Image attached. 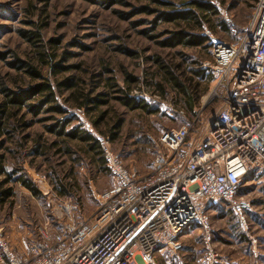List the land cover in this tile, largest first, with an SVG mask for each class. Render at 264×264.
Returning a JSON list of instances; mask_svg holds the SVG:
<instances>
[{"label": "rangeland", "instance_id": "obj_1", "mask_svg": "<svg viewBox=\"0 0 264 264\" xmlns=\"http://www.w3.org/2000/svg\"><path fill=\"white\" fill-rule=\"evenodd\" d=\"M110 1L106 4V1L97 0H0V110H6L5 118L0 116V159L5 172L14 174L6 183L7 178L0 175V191H11L10 197H0V239L14 248L20 249L30 239H36L40 227L52 219L53 203L57 201L52 203V195L44 194V185L51 186L58 198L67 199L78 219L91 217L97 209V196L112 185L100 156L89 152L87 145L72 141L67 145L70 153L59 152L64 151L61 139L46 129L54 123L45 120L50 119V115L34 116L27 107L17 109L6 105L11 95L35 83L27 74V67L36 69L56 89L58 82L71 83L70 89L60 87L59 92L56 90L58 102L66 110L80 114L74 117L71 127L88 126L92 135L107 138L115 133L111 148L124 165L139 174L146 172L155 155L148 137H156L163 130L192 121L199 112L203 116L193 127L194 138L204 137L207 123L220 106V100L212 94L214 76L205 66L212 61L209 49L161 48L155 40L147 38V32L143 34L150 29L149 22L155 16L146 15L141 9L144 6L158 9L156 6L148 0ZM163 1L177 5L181 0ZM198 1L210 3L217 13L211 17L214 28L204 23L201 31L206 28L217 39L233 42L235 37L220 10L228 5V14L238 29L249 22L258 0ZM165 30L174 28L160 25L155 30L161 35L157 41L168 37ZM37 32L38 42L25 37ZM156 57L179 79L189 78L191 71L211 75L212 80L206 84L195 80L199 84V95L191 109L181 94L164 81L163 69L153 61ZM55 64L67 69L54 72L57 71V68L52 69ZM126 74L138 79L129 96L142 100L150 109H155V113L129 110L120 103L122 94L108 88L110 79L119 88H125ZM157 86L163 90H155ZM84 95L103 103L88 115L78 107ZM170 104L183 109L184 116L169 118L165 105ZM93 121H97V127L92 125ZM35 146L43 147L44 152L39 154ZM36 174L44 175L46 183L36 182ZM18 175L30 181L38 194H31L16 182L14 179ZM61 182L71 183L72 192L59 195L55 186ZM247 194L255 201V213L247 215V233L239 230L237 217L228 205L224 204L210 215L214 246L227 264L237 261L238 264H254L250 260L253 258L251 238L256 240L257 247L259 245L256 253L264 255L262 182L255 180ZM194 230V236L182 239V249L176 255L156 254L154 264H202L201 236L198 229ZM236 238L241 240L238 245L231 242ZM220 243L225 249L220 248ZM262 263L260 259L258 264Z\"/></svg>", "mask_w": 264, "mask_h": 264}, {"label": "built area", "instance_id": "obj_2", "mask_svg": "<svg viewBox=\"0 0 264 264\" xmlns=\"http://www.w3.org/2000/svg\"><path fill=\"white\" fill-rule=\"evenodd\" d=\"M227 8L220 12L233 42L206 28L200 33L212 59L205 65L215 79L212 94L220 100L204 137L195 139L193 131L202 112L148 137L155 155L139 174L124 165L109 138L95 135L112 185L97 196L94 214L78 219L69 201L44 185V194L57 201L52 219L20 249L0 239V264H154L156 254L176 255L194 228L201 236L200 262L227 264L214 246L210 215L228 205L247 233V215L255 213L247 192L255 180L264 186V0L238 29ZM165 108L171 119L185 114L171 104ZM72 116L80 114L67 111L64 118ZM83 130L90 133L88 126ZM35 180L46 183L44 175Z\"/></svg>", "mask_w": 264, "mask_h": 264}, {"label": "trees", "instance_id": "obj_3", "mask_svg": "<svg viewBox=\"0 0 264 264\" xmlns=\"http://www.w3.org/2000/svg\"><path fill=\"white\" fill-rule=\"evenodd\" d=\"M106 1V4H110V0H97V2ZM150 4H153L158 9H151L148 6H144L141 10L146 15L155 16L152 21L149 22L150 29L143 31L144 33H148L147 38L155 40V44L161 48H170L175 49L177 47H181L184 49H192V48H204L209 49V46L206 44V39L200 36V32L202 25L207 23L210 28H214L213 22L211 23V17L216 16V11L214 7L207 2H201L198 0L186 1L181 0L180 3L175 5V3H171L170 1H163V0H148ZM257 1V0H251ZM118 1H114L117 3ZM160 25H167L174 28V30H165L164 34L168 37L165 40H156L161 35L160 33H156L155 30ZM221 28L224 27L221 26ZM24 34V33H23ZM163 34V35H164ZM28 40L33 39L38 42L37 38L39 37L37 33H28L25 36ZM179 56H183L182 52H176ZM159 57L153 59L156 63V66L160 65V68L163 69V78L164 81L178 91L187 106L191 109L192 102L196 99L197 95H199V84L195 81H205L209 83L212 78L209 73L204 71H191V76L186 79H179L173 75V72L170 68L166 65L164 66L162 62L158 61ZM57 68L58 72L61 70H66L65 67H60L59 65L55 64L52 66V69ZM27 74L31 76V79L35 82L29 89L21 91L20 93H15L10 96L7 100L6 105H10L12 107H16L17 109H21L27 107V110L30 111L34 116H38L40 113H44L46 115H50V119L53 121V125L46 127L47 131L51 132L57 138L61 139V142L64 146V151L61 149L59 152L61 153H70V149L68 148V143L75 141L78 143H82L87 145L89 152H92L95 155L100 156V161L104 165L103 158L101 157V147L99 143L95 139V135L92 133H87L83 130L82 127H71L73 121H75L74 117L64 118V115L67 113L66 110L61 103L58 102V96L56 90L59 92L60 87H65L70 89L72 84L68 81L58 82L55 85L46 79L41 77V75L31 67H27ZM183 80V81H182ZM138 79L132 75L126 74L125 77V88H119L115 82L110 79L108 80V88L114 89V92H118L122 94V99H120V103L127 107L129 110H139L146 114H153L155 113V109H150L146 103L142 100L135 99L134 97H130L131 87L132 85L136 84ZM148 87H150L148 85ZM163 90L160 86L155 87V90ZM97 97H100L97 96ZM103 103L102 100L98 98H89L86 95L83 96V100L78 103V107H81L83 112L89 115L94 109L98 107L99 104ZM6 110H0V116L5 118ZM59 116V117H54ZM92 125L97 127V121H93ZM118 124L115 128H118ZM2 127L0 126V130ZM110 141H114L116 138L115 133H110L108 136ZM35 151H43V147L35 146ZM41 149V150H40ZM0 175H4L7 178L8 182L14 174H9L5 172V169L2 165V161L0 159ZM9 178V179H8ZM18 182L23 188L27 189L31 194L37 195L38 192L34 185L30 183L25 177L18 175L14 179ZM1 184V183H0ZM71 183L63 184L62 182L57 184L55 187L58 191V194L61 196H65L72 192ZM70 187V189H69ZM11 196V191L6 189L4 191H0V197L8 198ZM3 200V199H2Z\"/></svg>", "mask_w": 264, "mask_h": 264}, {"label": "crops", "instance_id": "obj_4", "mask_svg": "<svg viewBox=\"0 0 264 264\" xmlns=\"http://www.w3.org/2000/svg\"><path fill=\"white\" fill-rule=\"evenodd\" d=\"M195 231V230H194ZM193 232V231H192ZM189 233L185 238L186 239H184V240H187V238H189V237H191V236H194L193 234L194 233ZM240 239H238V238H236L234 241L232 240L231 242H234V243H236L237 245L238 244H240ZM218 245H220V248L221 249H225V248H222V246H223V244H218ZM240 246V245H239ZM228 247V246H227ZM258 247H259V245H258ZM258 247H257V245H256V243L255 244H252L251 246H250V248H251V250L252 251H250V252H252V255H253V258L251 257L250 258V260L252 261V263L254 262V264H258L259 263V260L260 259H262L263 260V263L262 264H264V255H260V253H256V251H257V249H258ZM218 249V248H217ZM242 255V254H241ZM157 256V255H156ZM157 261H158V258H157ZM175 261V260H174ZM236 264H238V261H237V263Z\"/></svg>", "mask_w": 264, "mask_h": 264}]
</instances>
